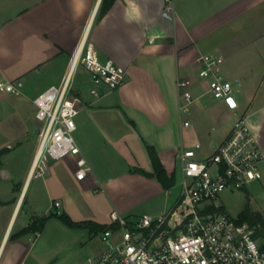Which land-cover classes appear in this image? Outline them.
<instances>
[{
	"label": "crops",
	"instance_id": "obj_1",
	"mask_svg": "<svg viewBox=\"0 0 264 264\" xmlns=\"http://www.w3.org/2000/svg\"><path fill=\"white\" fill-rule=\"evenodd\" d=\"M103 2L0 0V81L22 82L33 105L61 83L83 40L102 61L128 72L117 90L103 86L95 96L90 74L83 65L77 68L78 145L93 170L84 180L76 177L73 156L55 162L44 177H32L38 138L24 168L0 158V264H58V249L81 246L84 254L71 264H86L105 250L102 239L96 241L103 232L71 228L51 215L66 213L76 223L115 229L112 214L128 210L122 199L139 204L164 191L148 148L155 149L168 176H175L179 145L184 146L177 140L186 128L177 83L189 80L194 95L203 94L206 83L197 64L202 55L224 57L222 74L235 83L240 108L233 113L204 96L190 112L199 121L215 110L246 119L264 151V0H175L170 16L164 13L165 0H116L101 14ZM11 96L0 94V103ZM189 122L188 128L195 127ZM113 152L122 157L116 160ZM119 158L134 166L133 175L121 173ZM49 216L41 232L19 235Z\"/></svg>",
	"mask_w": 264,
	"mask_h": 264
},
{
	"label": "built area",
	"instance_id": "obj_2",
	"mask_svg": "<svg viewBox=\"0 0 264 264\" xmlns=\"http://www.w3.org/2000/svg\"><path fill=\"white\" fill-rule=\"evenodd\" d=\"M174 2L165 0L166 15L174 14ZM224 62V57L215 54L197 59L198 77L206 83L199 96L194 95L191 81H178L181 114L188 113L204 96L223 103L230 112H238L235 83L222 74ZM79 65L90 74L95 96L103 86L117 90L128 76L127 70L113 61H102L86 40L81 42L61 83L33 101L39 130L32 177H44V159L53 163L69 156L77 158L78 180L93 172L74 136L82 108L74 90ZM23 89L22 82L0 81V94L22 96ZM183 125L188 128L191 123ZM210 148L212 155L199 160L200 144L190 149L182 146L178 154L182 195L177 205L160 216L145 215L132 221L113 213L117 227L102 234L105 250L86 264H264V247L254 237L255 229L222 211L219 204L226 190H241L263 179L264 151L259 140L246 119L240 118L231 133L221 143H211ZM54 207L59 208L60 203Z\"/></svg>",
	"mask_w": 264,
	"mask_h": 264
},
{
	"label": "rangeland",
	"instance_id": "obj_3",
	"mask_svg": "<svg viewBox=\"0 0 264 264\" xmlns=\"http://www.w3.org/2000/svg\"><path fill=\"white\" fill-rule=\"evenodd\" d=\"M77 74L75 78H77ZM238 98L240 100L242 97L239 96L237 99ZM209 100L210 98L208 97L204 101L208 102ZM202 101H197L193 107L199 105ZM215 102L217 103L218 101ZM191 109L192 107L190 110ZM203 114L206 118L199 121L190 111L188 113H182L183 122L191 120L196 122V124L193 128H184L177 140L178 144L180 140H182L186 149L193 148L195 145L200 144L201 151L199 153V160L212 155V150L210 148L211 143H221L223 138L231 132L238 119H240V117H235L230 112L218 115L216 110ZM76 120H78V117ZM19 133H22L20 138H10V136H16L19 135ZM37 136L38 122L35 118V108L26 95H12L10 99L0 103V145H7L13 148L0 156L1 160H10L11 164H16L24 168V161L27 160L29 157L28 155H30V152H32L37 145ZM74 136L78 144L82 146L81 132L77 130ZM179 147L181 149L180 145ZM19 148L24 150V155L18 150ZM113 153L116 160L121 156L117 152ZM119 161L118 168L121 173L133 175L132 173L135 170V168H133L134 166H127L122 158H119ZM54 165L55 163H51L49 160L45 159L41 163L44 172H48ZM176 167L175 184L171 189H164L163 192L154 195L144 203L130 205L133 203L130 199H122V203L128 210L125 214H122L121 217L129 221L141 219L144 215L155 217L167 213L175 207L182 195L181 182L183 180V175L179 157H177ZM262 172L263 179L261 181L253 182L241 190H226L223 192L219 197V204L222 206L221 210L236 218L246 205L250 204L253 211L260 212L264 216V165L262 167ZM102 193L104 194V192ZM101 238L102 237L99 236L96 241H99ZM84 247L81 246L80 248H74L69 251L62 250V248L58 249L59 254L58 257L55 258V262L58 264H71L84 254ZM63 248H66V246Z\"/></svg>",
	"mask_w": 264,
	"mask_h": 264
},
{
	"label": "trees",
	"instance_id": "obj_4",
	"mask_svg": "<svg viewBox=\"0 0 264 264\" xmlns=\"http://www.w3.org/2000/svg\"><path fill=\"white\" fill-rule=\"evenodd\" d=\"M115 1L116 0H104L103 7L101 9V14L106 13L111 8V6L113 5ZM148 149H149L150 156L154 164L156 176L158 177L160 182L163 184L165 189L167 190L171 189L175 184V176L172 175L171 177H169L166 170L163 168L162 164L160 163L155 149L152 147H149ZM144 174L147 175V173H144ZM51 216L58 217L67 226L71 228H90V229L96 228L98 231H101L103 233L109 229L106 226H97L91 222L76 223L72 221V219L66 213L55 214ZM51 216L38 219L34 224L28 226L21 233H19V235L22 236L32 231L41 232L44 229L46 222ZM238 221L240 223H247L252 228H254L255 229L254 237L256 239H259L262 242L263 247H264V216L260 212L253 211L250 204H247L246 207L238 215Z\"/></svg>",
	"mask_w": 264,
	"mask_h": 264
},
{
	"label": "water",
	"instance_id": "obj_5",
	"mask_svg": "<svg viewBox=\"0 0 264 264\" xmlns=\"http://www.w3.org/2000/svg\"><path fill=\"white\" fill-rule=\"evenodd\" d=\"M11 149V147L7 146V147H4L3 149L0 150V156L6 152H8L9 150ZM55 163V162H53Z\"/></svg>",
	"mask_w": 264,
	"mask_h": 264
}]
</instances>
